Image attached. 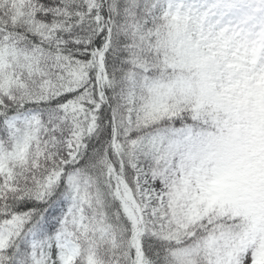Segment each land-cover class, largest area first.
<instances>
[{
    "label": "snow or ice",
    "instance_id": "snow-or-ice-1",
    "mask_svg": "<svg viewBox=\"0 0 264 264\" xmlns=\"http://www.w3.org/2000/svg\"><path fill=\"white\" fill-rule=\"evenodd\" d=\"M0 264H264V0H0Z\"/></svg>",
    "mask_w": 264,
    "mask_h": 264
}]
</instances>
